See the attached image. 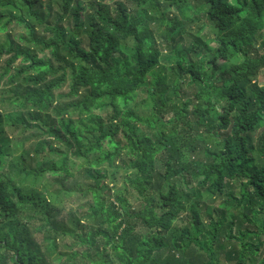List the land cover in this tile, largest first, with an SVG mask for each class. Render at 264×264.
<instances>
[{
    "label": "trees",
    "instance_id": "trees-1",
    "mask_svg": "<svg viewBox=\"0 0 264 264\" xmlns=\"http://www.w3.org/2000/svg\"><path fill=\"white\" fill-rule=\"evenodd\" d=\"M166 1L0 0V264H264V0Z\"/></svg>",
    "mask_w": 264,
    "mask_h": 264
},
{
    "label": "rangeland",
    "instance_id": "rangeland-1",
    "mask_svg": "<svg viewBox=\"0 0 264 264\" xmlns=\"http://www.w3.org/2000/svg\"><path fill=\"white\" fill-rule=\"evenodd\" d=\"M161 3H167L169 4V6L167 7V10L169 12V14L171 16H174L177 14V9L175 6H170V2H167L166 0H159ZM107 6L109 7V9L113 12V13H116V10H117V4L116 2L114 1H110ZM128 6L133 10L134 9V6L132 5L131 1L128 2ZM12 34L13 35H18V34H25V30L23 29V27L21 26H14L13 27V30H12ZM205 34L206 36H209L210 35V31L209 29H207L205 31ZM0 38H3V36H0ZM260 83L261 84H264V75L262 78H260ZM70 90L69 87H65L64 90H62V92L60 91H57V95H60V94H65V93H68ZM145 97V96H142L140 95L137 99V103H140L142 98ZM60 98L62 97H57V99L59 100ZM70 101H73V98H68V97H65L61 100V103H67V102H70ZM98 113H102L103 115H108L109 113H111V111H108V112H102V111H98ZM171 117V115L169 116ZM262 132H264V129L260 130L258 134H256V136H259V134H261ZM23 136H19L17 134V138L18 139H22ZM256 142H257V139H256ZM260 161L262 163H264V160L262 158H260ZM70 183L72 184L73 181H70ZM123 184L121 183L120 184V187H122ZM136 200H137V194L135 192L132 191L131 193V196H130V202L131 204L133 205L134 203H136ZM85 201V198H81L79 194L77 195H74L72 197H68V198H65L64 200V203H63V206H62V215L64 217H66L69 213H74V214H80L81 212H83V210L79 209V206L83 204V202Z\"/></svg>",
    "mask_w": 264,
    "mask_h": 264
}]
</instances>
